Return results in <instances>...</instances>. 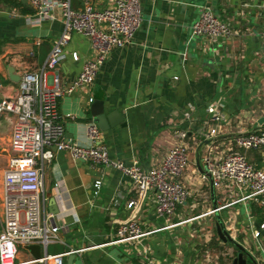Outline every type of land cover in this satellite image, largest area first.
Listing matches in <instances>:
<instances>
[{"label":"crops","instance_id":"0c3cea01","mask_svg":"<svg viewBox=\"0 0 264 264\" xmlns=\"http://www.w3.org/2000/svg\"><path fill=\"white\" fill-rule=\"evenodd\" d=\"M85 0H70L75 11ZM95 10L112 7L114 0H89ZM202 7L228 24L233 36L216 43L192 37L191 24ZM26 0H0V101L18 93L7 69L17 76L41 70L53 41L63 31L59 13L36 22ZM78 56L77 61L73 54ZM58 72L62 86L70 85L85 61L94 58L87 37L72 33ZM102 101L106 113L118 111L126 126L100 130V144L109 156L125 165L138 162L147 171L181 141L188 148V165L179 182L188 191L185 202L171 215L158 217L153 194L139 195L131 180L104 166L91 167L57 152L44 165L40 191L42 215L58 228V240L41 255L75 254L72 264H232L238 249L256 264H264V210L254 200H241L243 191L223 182L212 186L207 174L218 156L230 149L241 152L264 170V153L243 151L239 135L264 128V0H141V24L132 42L112 49L92 84L58 100L60 122L68 140L87 147L86 124L91 121L88 99ZM216 105L222 115L219 132L212 127L207 108ZM15 118L0 115V230L3 220V176ZM210 175V174H209ZM99 181L97 194L93 188ZM59 213L52 216L49 200ZM135 201L127 208L129 201ZM137 219L143 230L154 231L130 243L107 245L117 227ZM185 222L187 220H190ZM216 224L230 241L223 242ZM21 250L27 259L18 261ZM19 249L17 261L32 258ZM34 258V257H33ZM248 264H251L248 261Z\"/></svg>","mask_w":264,"mask_h":264},{"label":"built area","instance_id":"2783aa9c","mask_svg":"<svg viewBox=\"0 0 264 264\" xmlns=\"http://www.w3.org/2000/svg\"><path fill=\"white\" fill-rule=\"evenodd\" d=\"M34 12L36 22L53 18L59 13L63 20V31L53 41L41 70L25 74L19 83L18 93L10 100L0 101V115L11 114L15 118L9 141L10 157L3 176V220L0 230V264H64L69 253L49 255L46 252L38 259L17 261L19 249L38 245L46 250L58 240V228L42 215L41 187L44 165L57 152H67L74 161L87 163L91 167L104 166L127 176L139 195L150 191L158 217L171 215L188 197V191L179 182L188 165V148L181 141L184 132H177L179 142L171 146L164 159L155 167L143 171L138 162L125 165L109 156L100 144V129L94 121L86 124L89 146H80L68 140L57 110L58 100L75 90L92 86L100 67L109 52L132 42L141 24V0H114L112 7L95 10L89 0L80 10L71 8L70 0H26ZM72 33L89 39L94 58L85 61L80 73L68 86H62L58 68L63 61L64 48ZM192 37L212 43L233 36L231 27L221 21L209 8L202 7L197 19L190 26ZM73 59L77 61L76 53ZM93 99L89 98L88 103ZM212 127L209 137L219 132L223 118L216 105L207 108ZM236 145L243 151L264 153V128L239 135ZM212 186L219 188L223 182L243 191L241 200H254L264 210V170L256 168L241 152L227 149L222 152L209 171ZM100 182L93 188L97 194ZM135 201L127 203L132 208ZM191 221L187 220L185 222ZM253 237H260L262 223ZM158 230H143L137 219L120 224L107 245L130 243L153 234ZM73 251L70 253H78Z\"/></svg>","mask_w":264,"mask_h":264},{"label":"water","instance_id":"95a60500","mask_svg":"<svg viewBox=\"0 0 264 264\" xmlns=\"http://www.w3.org/2000/svg\"><path fill=\"white\" fill-rule=\"evenodd\" d=\"M7 72H8V77L12 82L18 83L21 80V78L16 75L15 70L12 67H8ZM89 113H90L91 121H94L97 124V127L101 131H107L108 129L114 128L116 126H122V127L126 126V123L124 122V116L116 110L106 113L102 101L99 100L92 101V103H90ZM263 123H264V118L259 121V124H263ZM207 175L212 182L210 175L209 174ZM48 206H49V212L52 214V216H56L59 213V209L56 204L55 198H50ZM259 228L260 227L257 226V229ZM216 233L223 242L230 241L227 232L224 229H222V227L219 224H216ZM26 249L32 254V256L35 259H38L41 256L40 246L38 245H31L26 247ZM238 249L240 251L237 252L236 256L232 261V264H248V261L251 264H256L255 260L250 255L244 253V251L241 248H239V246ZM74 258H75V254L74 253L70 254V256L68 257L67 264H72Z\"/></svg>","mask_w":264,"mask_h":264},{"label":"rangeland","instance_id":"374dc122","mask_svg":"<svg viewBox=\"0 0 264 264\" xmlns=\"http://www.w3.org/2000/svg\"><path fill=\"white\" fill-rule=\"evenodd\" d=\"M47 252L49 254L52 253V248L48 247ZM18 259H19L18 261L27 259V254L24 253V250H21V254H20V257ZM64 264H65V262H64Z\"/></svg>","mask_w":264,"mask_h":264}]
</instances>
